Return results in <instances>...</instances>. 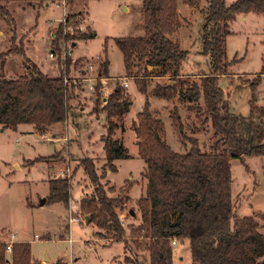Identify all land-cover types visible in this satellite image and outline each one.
<instances>
[{"label":"rangeland","instance_id":"rangeland-1","mask_svg":"<svg viewBox=\"0 0 264 264\" xmlns=\"http://www.w3.org/2000/svg\"><path fill=\"white\" fill-rule=\"evenodd\" d=\"M234 1L226 0V3L231 5ZM208 6L207 0L199 3L178 0L181 27L172 39L179 40L182 49L189 52L180 80L173 81L170 73L158 77L161 68L153 66L148 67L152 75L145 79L151 108L155 116L163 120L164 138L176 152L185 151L181 129L184 134L197 137L204 150H210L215 139L213 126L204 122L205 116L199 111L202 101L187 103L177 95L171 99L158 98L152 90L160 83L177 85L178 89L184 81L190 84L211 73L210 57L202 53L201 39ZM8 7L15 24L9 25L0 17V52L7 51L14 37L15 43L25 45L28 56L50 77H58L61 72L73 79L89 75V62L96 63L103 71L100 64L108 59V75L118 78L109 80V85L128 81L124 88L131 100L130 110L122 119H115L118 127L112 137L123 143L130 157L112 164L106 160L103 138L108 135L109 125L101 109L106 103L105 94L100 91L99 99L98 92L91 90L84 81L69 90L73 96L69 101L68 121L43 131L29 123L15 128L0 125V244L5 248L18 241L30 242L34 260L42 264H54L58 259L69 264H131L125 261L126 244L113 242L105 233L101 235V229L90 223V216L82 209L79 210L81 222L70 224L68 218L72 205L79 207L83 197L94 195V185L80 161L83 157H91L108 194L115 197L124 192L130 198L125 207L118 210L129 240L132 239L129 226L141 222L138 200L147 194L148 179L144 176L147 161L139 155L134 127L139 124V113L147 98L138 90L140 82L137 79L145 75L147 63L135 64L127 72L125 58L115 38L141 36L145 32L142 0H78L71 7L73 11L84 9L87 13L78 25L82 31L92 29L95 36L86 40L60 41L61 48L63 44L72 47L68 56L72 63L68 69L52 48L58 25L66 18L64 2L37 8L22 1L12 2ZM229 24L226 55L230 64L219 84L230 100L233 112L246 117L251 114L253 100L257 105L264 104V13L237 14ZM71 25L66 31L72 34L77 27ZM52 51L54 57L50 56ZM6 61L5 77L21 78L25 71L22 56L13 54ZM53 133L57 134L58 140L54 139ZM33 159L40 160L32 164ZM232 173L235 214L249 217L264 213V156L247 157L246 163L233 159ZM61 177L72 179V198L68 205L63 201L48 200L50 180ZM45 198V204L41 205ZM257 219L264 232V219L259 216ZM175 242L172 243L173 264H193L190 240L175 239ZM133 248L130 256L148 264L147 251L137 249L135 244ZM4 251L11 259V252Z\"/></svg>","mask_w":264,"mask_h":264},{"label":"trees","instance_id":"trees-1","mask_svg":"<svg viewBox=\"0 0 264 264\" xmlns=\"http://www.w3.org/2000/svg\"><path fill=\"white\" fill-rule=\"evenodd\" d=\"M22 1L37 8L65 2L66 20L58 25L52 41L53 51L60 59L63 53L60 41L86 40L95 36L90 28L86 31L76 28L72 34L66 31L70 24L77 26L87 14L84 9L73 11L71 8L78 0H0V17L9 25L15 24L9 4ZM207 2L209 6L201 39L202 53L210 57L211 73L190 84L184 81L178 89L177 85L160 83L153 88L152 94L169 99L177 95L187 103L203 102L199 111L205 116L204 122L213 126L215 137L208 151L202 148L197 137L184 134L183 129L181 136L185 151L173 149L164 138L163 120L155 116L151 108L146 86V77L152 75L149 66L161 68L158 77L170 73L176 83L182 76L189 52L182 49L179 40L172 39L181 27L178 0H142L145 32L141 36L115 38L125 58L127 72L135 64L147 63L145 75L137 78L140 82L138 90L147 98L143 111L139 113V124L134 127L139 155L147 161L144 175L148 179L147 194L138 200L141 222L129 226L132 236L129 240L118 211L130 201L129 196L123 192L111 197L101 183L95 161L83 157L81 165L94 185V195L83 197L81 209L90 216V223L101 229V235L105 233L113 242L126 244L125 261L131 264H147L145 260L130 256L133 244L137 249L147 251L148 264H173L172 241L175 239L190 240L193 264H264V232L257 219V216L264 219V213L237 216L232 190V160L241 159L246 163L247 157L264 156V104L257 105L253 100L251 114L246 117L238 115L233 112L230 100L219 84L220 78L228 73L230 64L226 55L230 20L237 14L251 11L264 13V0H236L231 5L226 0ZM13 54L22 56L25 71L21 78L5 77L7 57ZM66 59L64 64L68 69L72 61L69 57ZM109 63L108 59L101 63L102 74L106 76H109ZM252 88L256 92L255 85ZM96 92L100 99V83L96 85ZM72 94L63 72L58 77H50L28 56L25 45L15 43L14 37L7 51L0 52V125L3 128L29 123L43 131L64 123L70 117ZM130 105L129 95L119 82L101 108L108 119V135L103 142L106 160L111 164L130 157L123 143L112 137L118 127L115 119H122ZM39 160L30 162L35 164ZM71 189V178L50 180L49 202L63 201L68 205L72 198ZM12 248L9 259L4 251L6 248L0 244V264H42L34 260L30 242H14ZM54 264L69 263L58 259Z\"/></svg>","mask_w":264,"mask_h":264},{"label":"built area","instance_id":"built-area-1","mask_svg":"<svg viewBox=\"0 0 264 264\" xmlns=\"http://www.w3.org/2000/svg\"><path fill=\"white\" fill-rule=\"evenodd\" d=\"M65 4V2H64ZM67 15V14H66ZM66 18L64 19L65 22ZM82 22V20H80ZM72 26V25H71ZM74 27V26H73ZM80 29V25L75 26ZM63 53H62V59L65 62L67 57L72 53V47H68L67 44H63L62 46ZM54 52L52 51L50 53L51 57H54ZM100 64V63H99ZM101 65V64H100ZM87 71L89 72V75L86 74L84 76H77L74 79L71 77H68L67 73H65V82L66 84L69 85V90L72 88L73 85L78 84L79 82L82 83L83 81L85 84L91 89V90H96V85L100 83V91H102L105 94V100H107L114 90V88L118 85L119 82H114L113 85H109V80H117L118 78L112 77V76H106L102 74V70L99 67H96V63L94 62H89L88 63V68ZM93 72L92 75H90ZM121 81V80H120ZM120 84L122 86H127L128 81H121ZM79 210H81V205H72L71 210H70V216L68 218L70 224L71 223H79L82 220V216L79 213ZM79 213V214H78ZM172 243H176L175 240L172 241ZM8 252L12 253V244H7L5 246Z\"/></svg>","mask_w":264,"mask_h":264},{"label":"water","instance_id":"water-1","mask_svg":"<svg viewBox=\"0 0 264 264\" xmlns=\"http://www.w3.org/2000/svg\"><path fill=\"white\" fill-rule=\"evenodd\" d=\"M46 199H47V198H45V199H43V200L41 201V205H44V204H45ZM132 213H134V210H132ZM89 219H90V218H89Z\"/></svg>","mask_w":264,"mask_h":264},{"label":"crops","instance_id":"crops-1","mask_svg":"<svg viewBox=\"0 0 264 264\" xmlns=\"http://www.w3.org/2000/svg\"><path fill=\"white\" fill-rule=\"evenodd\" d=\"M56 135H57L56 133H53V136L55 137L54 139L58 140V137ZM52 169H54V167H52Z\"/></svg>","mask_w":264,"mask_h":264}]
</instances>
